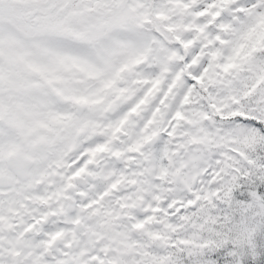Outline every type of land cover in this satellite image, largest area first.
Masks as SVG:
<instances>
[{"label":"snow or ice","instance_id":"snow-or-ice-1","mask_svg":"<svg viewBox=\"0 0 264 264\" xmlns=\"http://www.w3.org/2000/svg\"><path fill=\"white\" fill-rule=\"evenodd\" d=\"M0 264H264V0H0Z\"/></svg>","mask_w":264,"mask_h":264}]
</instances>
